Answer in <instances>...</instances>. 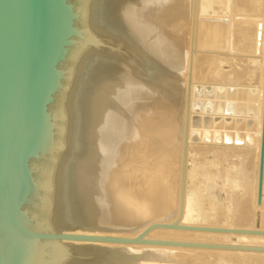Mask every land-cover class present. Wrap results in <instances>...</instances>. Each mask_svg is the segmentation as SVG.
Wrapping results in <instances>:
<instances>
[{"label": "bare ground", "instance_id": "1", "mask_svg": "<svg viewBox=\"0 0 264 264\" xmlns=\"http://www.w3.org/2000/svg\"><path fill=\"white\" fill-rule=\"evenodd\" d=\"M100 1L94 0L91 48L51 230L135 237L151 224L176 221L187 131L180 224L264 231V194L262 205L256 203L264 0H103V21L96 11ZM235 43L245 54L230 51ZM201 94L221 101L201 103ZM195 146L221 148L224 159L242 162L222 166L219 177L205 174L202 184ZM256 210L262 211L261 228L253 224ZM82 215V228H73ZM146 239L264 247L259 235L163 227ZM88 251L100 253L92 264L264 261V252L62 241L47 243L42 264H84L80 255Z\"/></svg>", "mask_w": 264, "mask_h": 264}, {"label": "water", "instance_id": "2", "mask_svg": "<svg viewBox=\"0 0 264 264\" xmlns=\"http://www.w3.org/2000/svg\"><path fill=\"white\" fill-rule=\"evenodd\" d=\"M106 2L96 8L99 20ZM106 8V10L104 9ZM94 0H0V264H42L48 242L86 241L264 252V247L146 239L154 228L264 236L258 229L154 223L135 237L51 230L66 145L91 48ZM105 10V11H104ZM188 127V124H187ZM264 194V90L257 206ZM76 227V226H74Z\"/></svg>", "mask_w": 264, "mask_h": 264}, {"label": "rangeland", "instance_id": "3", "mask_svg": "<svg viewBox=\"0 0 264 264\" xmlns=\"http://www.w3.org/2000/svg\"><path fill=\"white\" fill-rule=\"evenodd\" d=\"M105 7H107V4H104ZM104 7V9L106 10V8ZM104 10V11H105ZM236 46V47H235ZM230 51L233 52V53H236V54H245V51L244 49L242 48V46L239 44V43H235L233 46H230ZM234 50V51H233ZM226 69H228L229 67H225ZM242 70V69H241ZM237 77V76H236ZM243 79V78H242ZM241 79V80H242ZM246 79H243L242 81H240V83L244 82ZM246 82V81H245ZM197 101H200L201 103L202 102H208V103H217L221 101V99L217 100V99H214V98H210V97H203V95L201 94V96L197 97L196 98ZM199 149V150H198ZM222 149L221 148H213V147H200V146H195L194 147V154H195V159L197 161H199L201 163V168H200V176H199V179H198V182H201L202 184H204V181H206V176L205 174H208V173H216V175L219 177V174H222L223 173V167L222 166H225L227 164H231L232 162H234L235 164H239L241 163L242 161L237 159L236 157L235 158H231L228 160V159H224V153L225 151H221ZM225 150V149H223ZM221 151V152H220ZM223 152V153H222ZM166 154L163 153V154H160L159 156H156L155 159L159 160L161 158H163ZM252 156V152H250V155L248 154V157L251 159ZM219 157V158H218ZM248 158V160H249ZM239 160V161H238ZM160 161V160H159ZM231 161V162H230ZM237 162V163H236ZM214 163V164H213ZM232 163V164H234ZM234 173V172H233ZM219 180V178H217V181ZM219 182V181H218ZM216 194L219 195L220 198H225L226 197V193L224 192H219L218 190H215ZM207 195V194H206ZM208 196V195H207ZM206 196V197H207ZM206 206L209 208L210 207V204H211V200L210 199H206ZM219 213L223 212L222 209L221 210H218ZM255 213V218H254V226L255 227H259L261 228L262 227V211L260 210H256L254 211ZM83 218V215L82 217H78L75 222L78 223V225H75L76 227L73 226V228L75 229H81V220ZM84 223V222H83ZM93 253V254H92ZM91 251H88V252H85V253H82V255H80V259L82 262H84V264H92L95 260H98L97 258H100V256H97V254H100V253H97V251L95 252H92ZM83 254L85 256H83ZM88 254V255H86ZM91 254V255H90ZM213 258V257H211ZM237 259V258H236ZM90 260V261H89ZM212 260V259H211ZM232 260V259H231ZM242 260V261H241ZM245 259H241V258H238L237 259V262L236 260L234 261H225L223 264H263L264 261H260V262H256V261H248V262H245L247 260ZM221 261H217L216 263H218ZM256 262V263H255ZM219 264V263H218Z\"/></svg>", "mask_w": 264, "mask_h": 264}]
</instances>
